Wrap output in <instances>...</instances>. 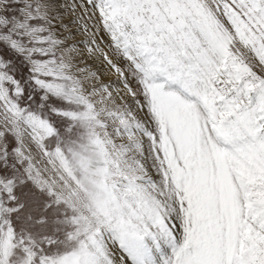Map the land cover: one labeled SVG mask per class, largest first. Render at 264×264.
<instances>
[{
	"label": "snow or ice",
	"instance_id": "snow-or-ice-1",
	"mask_svg": "<svg viewBox=\"0 0 264 264\" xmlns=\"http://www.w3.org/2000/svg\"><path fill=\"white\" fill-rule=\"evenodd\" d=\"M0 264H264V0H0Z\"/></svg>",
	"mask_w": 264,
	"mask_h": 264
},
{
	"label": "rangeland",
	"instance_id": "rangeland-1",
	"mask_svg": "<svg viewBox=\"0 0 264 264\" xmlns=\"http://www.w3.org/2000/svg\"><path fill=\"white\" fill-rule=\"evenodd\" d=\"M71 2V0H69V3ZM109 79V77H105V80ZM112 79H115V77H112Z\"/></svg>",
	"mask_w": 264,
	"mask_h": 264
}]
</instances>
